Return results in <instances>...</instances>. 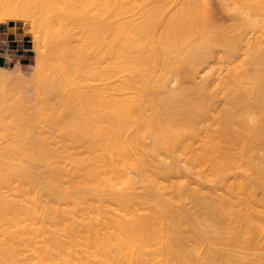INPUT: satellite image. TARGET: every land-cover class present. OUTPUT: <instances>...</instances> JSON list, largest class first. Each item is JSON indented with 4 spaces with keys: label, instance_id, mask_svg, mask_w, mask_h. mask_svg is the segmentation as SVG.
Listing matches in <instances>:
<instances>
[{
    "label": "bare ground",
    "instance_id": "1",
    "mask_svg": "<svg viewBox=\"0 0 264 264\" xmlns=\"http://www.w3.org/2000/svg\"><path fill=\"white\" fill-rule=\"evenodd\" d=\"M9 20L36 55L0 64V264H264V0H0Z\"/></svg>",
    "mask_w": 264,
    "mask_h": 264
},
{
    "label": "rangeland",
    "instance_id": "2",
    "mask_svg": "<svg viewBox=\"0 0 264 264\" xmlns=\"http://www.w3.org/2000/svg\"><path fill=\"white\" fill-rule=\"evenodd\" d=\"M168 1H170V0H168ZM171 1H173V0H171ZM176 1V0H175ZM219 1L220 0H208V3H209V5H210V7H212V9H214V11H216V8L219 6ZM173 9L172 8H170V9H168V11H166V13L163 15V18H166L168 15H169V13L172 11ZM218 10V9H217ZM224 15V14H223ZM227 14H225V16H226ZM227 17V16H226ZM226 19V18H225ZM224 21H228V23H229V19H226V20H224ZM10 23H12V24H18V25H21V26H25V30H26V32L29 34V36H30V40H31V42H30V45H31V49H32V52L30 53V56H29V58L28 59H26L25 61H22V68L24 69V70H26L27 69V66L25 65L26 64V62L28 61V60H30V59H32V58H34L35 57V55H36V52H35V50H34V31H33V28H32V24H31V22H27V21H22V20H17V21H12V20H9L8 21V23H7V25H6V27H2V29H0V36L3 34V32H5V31H7V27H8V25H11ZM227 23V22H226ZM160 24V23H159ZM158 24V25H159ZM157 25V26H158ZM1 64V63H0ZM3 65V64H2ZM16 65V64H15ZM15 65H11V66H8L7 65V67L9 68V69H14V66ZM226 69V67H222V70H225ZM119 79H121V77L120 76H118L117 78H114L113 79V81H117V80H119ZM9 81V80H8ZM11 81V80H10ZM9 81V82H10ZM14 83V82H13ZM96 84H97V86L98 85H104L105 84V82L104 83H100V82H96ZM17 90V89H16ZM22 90V89H21ZM17 92L20 94H23L19 89L17 90V91H15V93L17 94ZM18 94V95H19ZM18 97V96H17ZM217 104H219V102H218V100H217ZM15 141V140H14ZM16 141H18L17 139H16ZM19 143V142H18ZM81 143V142H80ZM80 143H78L77 142V144H80ZM76 144V143H75ZM14 145H16V144H14ZM19 145V144H18ZM202 145H203V142H202V140H200V139H198V140H195L194 142H193V149L195 150V151H198V150H200L201 148H202ZM77 146V145H76ZM74 147H75V145H74ZM81 147H84V146H82V144H81ZM80 147V148H81ZM66 147H64L63 149H65ZM79 147H77V149H78V151H80V150H82L81 151V153H83L84 154V149H80ZM21 149H23V147L22 148H20V151L23 153V151L21 150ZM193 149H191V150H188L187 151V153H190ZM86 150V149H85ZM74 151H76V150H74ZM21 153V154H22ZM80 152H79V154H78V156H79V158L81 157H85V156H83V154H81ZM18 154V155H17ZM19 154V153H16V158L18 157V160H22L23 158H24V154ZM85 155V154H84ZM256 157H258L259 156V153H257L256 155H255ZM14 157V156H13ZM210 168H211V166H210V163H206V164H203V165H201V167H199V169L200 170H202V171H200V172H203V173H209L210 172ZM236 172L237 173H240L241 171H239L238 169L236 170ZM242 172H244V171H242ZM194 173H196V171H194ZM244 173H250L251 174V172H244ZM232 176H234V175H232ZM257 195H258V197H260L261 196V193L260 192H258L257 193Z\"/></svg>",
    "mask_w": 264,
    "mask_h": 264
},
{
    "label": "built area",
    "instance_id": "3",
    "mask_svg": "<svg viewBox=\"0 0 264 264\" xmlns=\"http://www.w3.org/2000/svg\"><path fill=\"white\" fill-rule=\"evenodd\" d=\"M32 52L30 43L22 40H12L9 37L0 36V63L5 66L15 65L29 58Z\"/></svg>",
    "mask_w": 264,
    "mask_h": 264
},
{
    "label": "crops",
    "instance_id": "4",
    "mask_svg": "<svg viewBox=\"0 0 264 264\" xmlns=\"http://www.w3.org/2000/svg\"><path fill=\"white\" fill-rule=\"evenodd\" d=\"M1 37H9L13 41L14 40H18V41L22 40L24 43L25 42L26 43L31 42L30 36L25 30V26H21L18 24L8 25L7 31L3 32Z\"/></svg>",
    "mask_w": 264,
    "mask_h": 264
}]
</instances>
